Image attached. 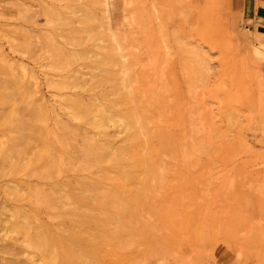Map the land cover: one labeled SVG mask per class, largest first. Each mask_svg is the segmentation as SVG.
Instances as JSON below:
<instances>
[{"label": "rangeland", "instance_id": "obj_1", "mask_svg": "<svg viewBox=\"0 0 264 264\" xmlns=\"http://www.w3.org/2000/svg\"><path fill=\"white\" fill-rule=\"evenodd\" d=\"M105 3L0 0V264H264L258 32Z\"/></svg>", "mask_w": 264, "mask_h": 264}, {"label": "crops", "instance_id": "obj_2", "mask_svg": "<svg viewBox=\"0 0 264 264\" xmlns=\"http://www.w3.org/2000/svg\"><path fill=\"white\" fill-rule=\"evenodd\" d=\"M234 8L243 26L264 34V0H234Z\"/></svg>", "mask_w": 264, "mask_h": 264}, {"label": "bare ground", "instance_id": "obj_3", "mask_svg": "<svg viewBox=\"0 0 264 264\" xmlns=\"http://www.w3.org/2000/svg\"><path fill=\"white\" fill-rule=\"evenodd\" d=\"M106 2V0H103V3H104V6L106 7L105 9H107V10H105V11H107L108 12V5H107V3H105ZM107 12H105V14L107 13ZM107 17V16H106ZM264 28V27H263ZM115 33V32H114ZM109 34H110V31H109ZM110 35H112V34H110ZM113 40L115 39L114 37L112 38ZM117 40H119V39H117ZM118 42V41H117ZM115 44V46H116V43H114ZM119 47V46H118ZM257 47H258V50H259V52H260V55H262V57L264 58V34H262V33H260V32H258V38H257ZM117 48V47H116ZM115 48V49H116ZM118 49H120V47L118 48ZM118 51H120V50H117V52ZM117 54V53H116ZM119 54V53H118ZM119 57V56H118ZM261 59V58H260ZM122 62V61H121ZM165 66V65H164ZM128 69V68H127ZM126 73V72H125ZM125 75V74H124ZM123 76V75H122ZM127 77V76H126ZM125 78V77H124ZM123 78V79H124ZM126 80V79H125ZM123 82V81H122ZM2 84V83H1ZM128 85V84H127ZM126 90V89H125ZM137 94V93H136ZM150 99V98H149ZM90 108V107H89ZM164 112V111H163ZM138 119V118H137ZM137 121V120H136ZM91 123V122H90ZM136 123V122H135ZM140 124V123H139ZM131 127V126H130ZM139 127H141V126H139ZM139 130H142V129H139ZM140 133V132H139ZM143 139V138H142ZM146 139V138H145ZM20 147V146H19ZM178 153H180V152H178ZM14 155V154H13ZM185 155V154H184ZM181 156V155H180ZM141 158V157H140ZM158 171H159V169H158ZM105 193V192H104ZM103 193V194H104ZM113 193V192H112ZM114 198V197H113ZM112 198V199H113ZM118 199V198H117ZM118 202V201H117ZM119 207V206H118ZM38 223V222H37ZM60 241V240H59ZM26 242V246L27 247H30L31 246V241L29 242V241H25ZM59 243V242H58ZM68 244V243H67ZM16 248V247H15ZM66 248V247H65ZM10 249V248H9ZM8 248H7V250H9ZM18 249H19V247H18ZM55 249V248H54ZM17 250V249H16ZM93 250V249H92ZM2 251V250H1ZM94 251V250H93ZM3 252V251H2ZM8 252V251H7ZM6 252V253H7ZM22 252V251H21ZM17 256V255H16ZM72 256V255H71ZM25 262V261H24ZM28 263L27 264H32V258L30 257L29 258V260L27 261ZM11 262H9V264H10ZM63 263H65V262H63ZM60 264V263H59Z\"/></svg>", "mask_w": 264, "mask_h": 264}]
</instances>
